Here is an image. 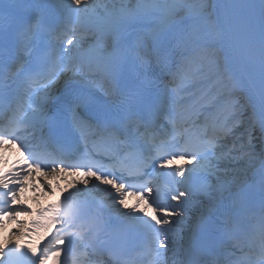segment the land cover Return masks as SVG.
I'll list each match as a JSON object with an SVG mask.
<instances>
[{
  "label": "snow or ice",
  "instance_id": "snow-or-ice-1",
  "mask_svg": "<svg viewBox=\"0 0 264 264\" xmlns=\"http://www.w3.org/2000/svg\"><path fill=\"white\" fill-rule=\"evenodd\" d=\"M0 109V264H264V0H0Z\"/></svg>",
  "mask_w": 264,
  "mask_h": 264
},
{
  "label": "bare ground",
  "instance_id": "bare-ground-1",
  "mask_svg": "<svg viewBox=\"0 0 264 264\" xmlns=\"http://www.w3.org/2000/svg\"><path fill=\"white\" fill-rule=\"evenodd\" d=\"M96 2H99V0H96ZM251 175V173H249ZM241 179H244L243 175L240 177ZM65 182V181H64ZM52 185L53 184H59L61 182H54L53 180L51 181ZM66 183V182H65ZM33 184L36 185L35 188H33ZM31 187L27 190L28 192L26 193L25 197H22V200L31 208H34L38 206L40 203H43L45 200H47L49 197H51V193H47L45 190L42 189L41 183L39 181H34ZM25 214L21 213L19 216V219L23 220L25 219ZM16 227V221L13 220L10 223H8L2 231H0V238H6L9 234V232Z\"/></svg>",
  "mask_w": 264,
  "mask_h": 264
},
{
  "label": "rangeland",
  "instance_id": "rangeland-1",
  "mask_svg": "<svg viewBox=\"0 0 264 264\" xmlns=\"http://www.w3.org/2000/svg\"><path fill=\"white\" fill-rule=\"evenodd\" d=\"M239 167H241V168H242V167H243V165H240Z\"/></svg>",
  "mask_w": 264,
  "mask_h": 264
}]
</instances>
